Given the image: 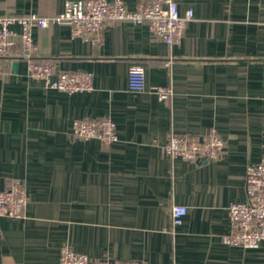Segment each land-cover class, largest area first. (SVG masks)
<instances>
[{"label": "crops", "instance_id": "obj_1", "mask_svg": "<svg viewBox=\"0 0 264 264\" xmlns=\"http://www.w3.org/2000/svg\"><path fill=\"white\" fill-rule=\"evenodd\" d=\"M66 1L0 0V15H51ZM138 1L123 0L129 9ZM176 2L194 18L173 45L126 21L105 23L97 45L72 37L66 22L32 28L36 57L89 72V92L27 78L19 47L8 59L0 78V190L20 178L28 199L23 217H0V264H59L63 246L144 264H264V241L254 248L222 241L227 206L246 200L245 169L264 153V0ZM134 63L145 70V91L128 89ZM156 86L169 87L170 97L160 99ZM100 116L114 120L115 143L72 136L74 119ZM211 129L224 140L217 160L163 154L172 134ZM175 204L187 213L173 226Z\"/></svg>", "mask_w": 264, "mask_h": 264}, {"label": "built area", "instance_id": "obj_2", "mask_svg": "<svg viewBox=\"0 0 264 264\" xmlns=\"http://www.w3.org/2000/svg\"><path fill=\"white\" fill-rule=\"evenodd\" d=\"M191 8L180 13L176 0H139L134 9H129L123 0H67L62 11L40 16L0 15V78L9 74L8 57L17 47L26 63V77L39 81L43 88L54 89L68 94L89 92L93 89L92 77L84 70L62 71L52 62L36 57L38 47L31 30L33 27L46 28L52 24L68 23L72 37H82L93 45L100 44L101 30L107 22L126 21L131 24H146L149 35L166 44H178L186 24L193 20ZM13 25L19 31L12 29ZM128 89L134 92L146 90L145 70L138 64L130 65L127 73ZM160 99L171 95L169 87H151ZM71 134L80 140L97 139L103 145H111L118 140L116 124L110 116L74 119ZM224 140L213 129L202 136H169L163 146V154L169 158L187 161H212L222 156ZM244 202H230L227 213L230 230L222 236L225 244L257 247L264 241V153L260 160L248 164L245 169ZM27 190L24 180L13 178L0 190V217L21 218L25 215ZM187 213L184 205H172L170 217L173 226L179 225ZM59 264H144L136 259H92L87 254L76 252L68 246L60 250Z\"/></svg>", "mask_w": 264, "mask_h": 264}, {"label": "trees", "instance_id": "obj_3", "mask_svg": "<svg viewBox=\"0 0 264 264\" xmlns=\"http://www.w3.org/2000/svg\"><path fill=\"white\" fill-rule=\"evenodd\" d=\"M12 56H9L7 59L11 58ZM4 58L0 56V61H2ZM9 64V62H8Z\"/></svg>", "mask_w": 264, "mask_h": 264}, {"label": "water", "instance_id": "obj_4", "mask_svg": "<svg viewBox=\"0 0 264 264\" xmlns=\"http://www.w3.org/2000/svg\"><path fill=\"white\" fill-rule=\"evenodd\" d=\"M12 68L15 69L16 68V63L12 64Z\"/></svg>", "mask_w": 264, "mask_h": 264}]
</instances>
